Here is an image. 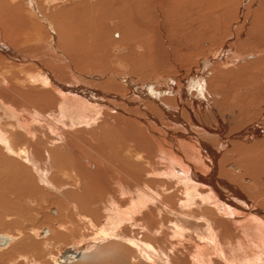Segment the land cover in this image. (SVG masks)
Masks as SVG:
<instances>
[{"label":"bare ground","instance_id":"bare-ground-1","mask_svg":"<svg viewBox=\"0 0 264 264\" xmlns=\"http://www.w3.org/2000/svg\"><path fill=\"white\" fill-rule=\"evenodd\" d=\"M25 2L0 0V106L15 120L0 123V189L14 163L26 187L47 194L23 195L29 210L48 204L55 225L63 229L62 210L69 235L77 239L56 263L80 255L91 259L118 247L133 263L264 264V82L247 91L239 87L256 83L257 76L248 78L246 70L264 59L239 72L234 60L230 69L223 64L225 70L210 78L214 84H206L212 96L201 95V84L192 88L198 96L189 99L188 86L162 75L185 74L197 62L208 68L203 57L216 45V34L218 42L227 38V29L208 27L213 12L203 1L111 0V33L120 35L111 53L116 45L127 52L110 57L103 44L94 46L98 53L89 42L78 46L70 30L63 36L57 17L44 19ZM258 6L264 10V0ZM122 8L142 15L127 20ZM56 11L59 16L66 10ZM34 15L42 26L32 21ZM246 28L249 22L239 34L252 33ZM260 36L258 44L264 43ZM207 41L210 46L200 48ZM229 47L235 48L220 51ZM19 139L26 142L17 146ZM42 141L47 146L38 149ZM172 188L177 196H166ZM173 216L189 219L191 228L179 219L172 222ZM52 232L39 229L36 235ZM2 236L7 245L14 240ZM175 250L187 254L181 258Z\"/></svg>","mask_w":264,"mask_h":264},{"label":"rangeland","instance_id":"rangeland-1","mask_svg":"<svg viewBox=\"0 0 264 264\" xmlns=\"http://www.w3.org/2000/svg\"><path fill=\"white\" fill-rule=\"evenodd\" d=\"M19 1H20V4H22L23 0H19ZM24 1L27 2V3L26 2L24 3V4H26L25 7H29L30 2H31L30 10L33 9L31 12H34V13L36 12L39 15H42L41 17H43L44 19H48L49 17H51V15L57 17V21H59V23L62 22V25H63L62 27H64L63 36L67 37V35L69 34L68 30H70L71 33L75 34V37L77 36L76 42L79 43L78 46L81 47L82 44L85 45L86 43L89 42V45H91L89 47L92 48L93 52L98 53L97 51L99 50V48L94 47V46H100L101 47L102 46L101 44H103L104 47L105 48L107 47V50H108V52L106 54L107 57L117 56L116 53L118 51H120V49H119L120 47L118 45H116V46L114 45L115 46L114 49H116V51L114 53L113 52L111 53L112 47H110V45L113 46L112 41H116L120 37L118 32L111 33V30L113 29V26H114L113 25L114 21L109 20L108 16L115 10L114 8H111V0H89V3H90L89 5L82 3L80 0H68V1L67 0H61L62 3L58 2L57 0H53V1L49 0V2H47V4H44V5H41V2L45 3L46 0H42V1L33 0L34 3L32 2V0H28V1L24 0ZM198 1H203L204 5L207 7L208 11L213 12V13L210 12L211 14L209 15V17H207L208 18V27L213 29V30H216V27L219 26V27H221V31H223L224 29L225 30L227 29L228 34H227V38L222 40V42L221 41L218 42L221 39V36L216 34V38L218 39V41L215 40L216 45H214L213 48L211 49L212 52L210 53V55L207 53L204 54L203 58L207 59V60L204 59L205 62L209 61V67L208 68L199 67L200 66V65H198L199 62H197L196 66L193 65L191 67L192 70L187 69V71L184 72L185 74L181 75L178 73H172L170 75H162L164 78H170V79H174V80L178 81L179 82L178 85H180L181 87L188 86L187 92L190 93V94H188V98L191 96L192 97L193 96L195 97L196 95L198 96V92H196L195 90L198 89L199 85H201V84H202L201 91L204 88L201 95L204 93L203 96L206 98V92H208L210 94V95L208 94V96L209 97L212 96L211 93L208 91L209 88L206 84L207 83L214 84V82H211V79H213L212 77L215 75L216 70H218L220 68L225 70L224 69L225 67L222 66L223 64H228V65H226L227 66L226 68L230 69V67H228L230 64L229 62H232L234 60V62H236L235 63L236 72H239L240 68L247 66V64H249L250 62H256V60L264 59V50H263L264 49V43L260 42L258 44V42H257L258 40L256 37L257 35L261 34L260 39H261V41L264 40L263 39L264 38V34H263L264 33V22H263L264 21V10H262V8H260V6H258L259 0H219V2H218V0H198ZM35 3H40V5L35 4ZM33 5H34V7H33ZM56 8H57V10L60 8V11L61 10L67 11V10H71L74 8L75 12H76V9L78 10V12H76V14H73V13L66 12V11L64 13H61L59 11L60 14L58 16L56 14L57 13ZM61 8H64V9H61ZM27 9H29V8H27ZM131 11L132 10H127L125 8H122V10H120V13L124 14V12H125L126 14H124L125 15L124 18H126L127 20H131L133 18L138 19L139 16L142 15V13H140V12L138 13V12H131ZM15 12L19 13V12H17V10H15ZM67 14H69V15L67 16ZM256 16H258L257 20H255L257 18ZM89 17H91V18H89ZM169 18L167 16V20ZM34 19L35 20L37 19L38 21L37 20L36 21L38 23L40 22V25H41L42 21L39 20L38 16L34 15V18H32V21H34ZM170 21L172 22L171 19H170ZM246 22L250 23V28H246L245 31L247 30L246 32H249V30L251 29L252 33H248V34H244V35L239 34V33H241V30H242L240 28L241 27L244 28ZM98 23H100L101 25ZM128 24H129V26L132 25L130 23H128ZM261 26H263V28L261 30L262 33H260ZM90 28H92V29H90ZM238 29H239V31H238ZM42 31H43V34H44V32L47 33L46 38H48L47 37L48 32L46 30L45 31L42 30ZM35 32L38 33V30L33 31L34 35H35ZM55 32H56V34H58L57 30H55ZM229 32H230V36H229ZM50 34L51 33H49V36H50ZM52 34L55 35V33H52ZM86 34H87V36H86ZM235 34H236V36H235ZM238 34H239V36H238ZM56 37H58V36L56 35ZM246 39H248L249 41L247 40V42H246L245 41ZM204 41H206V40H204ZM235 42H237L236 47H235ZM254 42H257V43H254ZM107 45H109V46H107ZM200 46H201L200 48L206 49L207 47L210 46V41H207V43L202 42ZM222 46L223 47L224 46H231V47L234 46L235 48H233V50H232V48L229 47L223 53L220 51ZM102 48H103V46H102ZM122 48H124V47H122ZM218 48H220V49H218ZM17 51H20V47L18 48ZM140 51H141V49L138 47V52H140ZM126 52H127L126 48H124L122 51H120V53H118V56H120V54L122 56L123 54H126ZM214 52H215V54L211 55ZM234 53H235V55H233ZM237 53H239V54H237ZM253 54L256 55L255 56L256 58H253L254 60L252 58L251 59L249 58V60H246V57L248 55L252 56ZM233 56H235L236 58L235 57L233 58ZM0 58H2V57H0ZM101 58H103V56H101ZM4 61H5V59H4ZM3 65H5V63ZM103 65H104V63L102 61V64L100 66L104 67ZM213 65H214V69L212 68ZM198 68H199V71L197 70L198 71V73H197V71H195V69H198ZM222 69H220V70L222 71ZM193 70L196 72V74L194 76L190 77ZM211 70H212V73H211ZM246 73L248 74V76H247L248 78H249V76L251 78H256L255 76H257V80H256L255 84L239 85L240 88L242 86H244V87H242V89L244 88L245 91H247V89L250 87L258 86L260 81H261V83L264 82V64L259 65V66H255V67H250L249 69L246 70ZM212 74H214V75H212ZM171 75H172V78H171ZM259 75L260 76L263 75V78L259 77ZM155 76L156 75H154V77ZM262 79H263V81H262ZM201 81H202V83H199ZM10 83H12V82L10 81ZM189 87H190V89H189ZM214 87H216V86H214ZM192 88L193 89L195 88V90H193ZM205 88H207V89H205ZM217 94H218V92H217ZM233 95H234V93L232 94V98H233ZM203 96H201V99L204 98ZM29 101L35 102L34 97H30ZM200 103H203V100H200ZM3 113L5 114V116ZM9 117H11V116L4 110L3 107L0 106V123L5 124V125H12L15 122V120L12 117L11 118H9ZM225 132L223 133L224 135L229 134L228 130ZM25 142H26L25 140L19 139L17 141L16 145L17 146L22 145ZM39 145H42V146H39ZM39 145H38V149L42 148L43 146L44 147L47 146L46 142L43 143V141H42V143H39ZM0 157H1V155H0ZM12 158H13V160L15 159V157H12ZM10 167H12V168L7 169V171H6V175H7L5 177L6 182H4V185L2 184L4 187L5 186L6 187L4 189H0V193L2 192L0 195V235L2 236L5 234L8 236H11L12 238H14V240L9 245H6L5 247H0V264H62V263H56L55 260L60 258L61 254L63 252L65 253L66 251H68L70 249L72 250L73 249L72 247H74V242L77 239V238L75 240H74V238L72 239V237L69 235V233L67 231L68 229H71V225H69L70 223L67 221V217H66V219L62 217V210L58 207L60 209V212H61L60 216H58V220H60L59 223L61 225H63L62 226L63 229H59L57 227V225H55L57 223V222H55V220L57 221V219L54 218L55 215L52 217L51 214L49 213V209H48L49 205L48 204L41 203L40 206H38V207L36 205H34V206L32 205L30 207V210H31L30 211L29 208L26 206V203L22 200L23 195H26V193H30V194H32V196L34 195L33 197L35 198L36 194H37L36 197L39 195L40 196L41 195L47 196V194L44 192L35 191L34 189H30V188L26 187L27 183H24V181L22 182L23 174L22 173L18 174L17 172L15 173L14 169L15 168L17 169L18 166L16 164L14 166V163H10ZM13 172H14V174H13ZM49 176H48V178H49ZM144 178H145V176H144ZM147 179L154 180L153 178H148V177H147ZM147 179H144L145 180L144 182H146ZM50 180L53 181L52 178H50ZM150 180H147V181H150ZM149 183H151V181ZM0 184H1V182H0ZM27 189H28V191H27ZM172 189H174V191ZM172 189L171 190L174 193L171 191L170 192L171 194L168 193L169 195H166V196H171V195L174 196V194L177 196V194H178L177 189L176 188H172ZM5 190H6V192H3ZM14 190H17V191H14ZM6 193H8V195H6ZM53 195H55V194H52V196ZM18 196H20V197L18 198ZM11 197H12V199H11ZM20 200H21V202H20ZM170 200L173 201L174 199H170ZM15 209H17V211ZM14 213H17V215H14ZM162 216H164V215H162ZM162 216L160 215L159 218L161 219ZM165 217H166V215H165ZM170 219L172 222L174 221L177 223L179 218H176L173 216ZM179 220L183 221V224L185 227H188L189 229L191 228L190 224H189V219H186V218L183 219V217H182ZM49 228L52 229V231H53L52 235L49 236L48 234H46V235H44L45 237L43 236L41 238L36 235V232L38 234L39 229L50 230ZM59 232L63 234L62 235L63 238H61V239L58 237L56 238V236L58 235ZM44 238H48V240H44ZM150 240H153V239H150ZM47 241L52 243V245H50L48 247L46 245ZM151 242H153V241H151ZM121 244L124 245L125 243H121ZM106 245H107V243L106 244L104 243V244H101L100 247H103ZM66 246H68V247H66ZM17 247H19V248H17ZM175 251H174V254H176L177 256H180L181 258L183 257V255L187 254L185 252H184V254H181V253L177 252V250H175ZM80 252H82V251H80ZM169 255H171V254H169ZM80 256H79V258H74L71 261L69 259L68 263H63V264H137V263L138 264L139 263L145 264L144 261H142V260L139 262H137L135 260L136 263H133V261L130 262L129 261V260H131V259H129L130 256L127 255L125 252L120 251L118 249V247H116V248L114 247V249L110 248V251L103 252L101 255L95 256L91 259H82V258H80Z\"/></svg>","mask_w":264,"mask_h":264},{"label":"water","instance_id":"water-1","mask_svg":"<svg viewBox=\"0 0 264 264\" xmlns=\"http://www.w3.org/2000/svg\"><path fill=\"white\" fill-rule=\"evenodd\" d=\"M44 233H46V231H44ZM8 242H9L8 238H5V237L0 235V247L7 245Z\"/></svg>","mask_w":264,"mask_h":264}]
</instances>
